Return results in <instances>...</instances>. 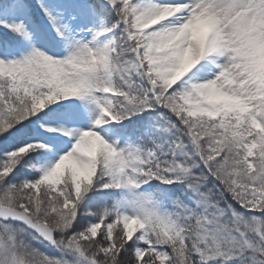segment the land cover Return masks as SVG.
Segmentation results:
<instances>
[{"label":"snow or ice","instance_id":"snow-or-ice-1","mask_svg":"<svg viewBox=\"0 0 264 264\" xmlns=\"http://www.w3.org/2000/svg\"><path fill=\"white\" fill-rule=\"evenodd\" d=\"M0 264H264V0H0Z\"/></svg>","mask_w":264,"mask_h":264}]
</instances>
